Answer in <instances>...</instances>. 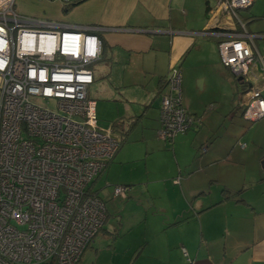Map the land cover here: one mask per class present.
<instances>
[{
	"label": "crops",
	"instance_id": "0c3cea01",
	"mask_svg": "<svg viewBox=\"0 0 264 264\" xmlns=\"http://www.w3.org/2000/svg\"><path fill=\"white\" fill-rule=\"evenodd\" d=\"M15 7L101 29L87 97L100 96V108L89 98L96 117L120 146L88 187L106 218L77 264H264V119L243 125L246 85L220 63L217 38L202 34L219 19L233 37L252 35L264 61V0L237 18L214 13L216 0H83L67 13L57 1ZM174 66L181 105L200 123L165 141L159 107ZM255 75L261 88L264 72ZM115 186L127 187L126 197L114 196Z\"/></svg>",
	"mask_w": 264,
	"mask_h": 264
},
{
	"label": "built area",
	"instance_id": "2783aa9c",
	"mask_svg": "<svg viewBox=\"0 0 264 264\" xmlns=\"http://www.w3.org/2000/svg\"><path fill=\"white\" fill-rule=\"evenodd\" d=\"M57 1L65 8L78 0ZM253 0H216L214 13L237 18ZM203 35L217 38L222 66L246 85L243 118L264 119V61L252 35L227 32L219 19ZM98 26H66L18 13L0 0V264H77L102 228L106 212L89 185L120 141L98 127L90 66L102 53ZM181 72L171 67L159 107V136L172 140L200 119L181 105ZM53 100L54 111L38 100ZM245 145H241L244 147ZM115 186L114 196L126 197Z\"/></svg>",
	"mask_w": 264,
	"mask_h": 264
},
{
	"label": "rangeland",
	"instance_id": "374dc122",
	"mask_svg": "<svg viewBox=\"0 0 264 264\" xmlns=\"http://www.w3.org/2000/svg\"><path fill=\"white\" fill-rule=\"evenodd\" d=\"M92 68L94 69L95 66L93 65ZM100 82H101L102 84H106L104 79L99 80L97 84L100 85ZM88 96H89V98H91V99H93V100H97V101L99 102L98 107L100 108V96L97 97V96L95 95V96H93V98L91 97V95H88ZM38 103H39L40 105H42L43 107L48 108V109H50L51 111H54L55 103H54L53 100H46V101H44V100L39 99V100H38ZM101 103H103V102H101ZM107 103H108V102H107ZM109 105H110V106H113V104H110V103H109ZM98 113H99V112H98ZM99 114H100V113H99ZM239 117H240V114H239ZM96 118H97V117H96ZM97 124H98V127H100V128H102L101 126H105V127H103V128H106L110 123H109V122H103V121L100 119V116H98V118H97ZM244 124H245L246 128L249 129V128L252 126L253 123H250V122L247 123V122H245V123H243V125H244ZM100 125H101V126H100Z\"/></svg>",
	"mask_w": 264,
	"mask_h": 264
},
{
	"label": "trees",
	"instance_id": "16d2710c",
	"mask_svg": "<svg viewBox=\"0 0 264 264\" xmlns=\"http://www.w3.org/2000/svg\"><path fill=\"white\" fill-rule=\"evenodd\" d=\"M81 1H83V0H78L77 2H75L74 4H72V5H70V6H67V7H65L64 8V12L65 13H67L74 5H76V4H78L79 2H81ZM262 167H264V159H262ZM93 194H95V193H93ZM96 195V194H95ZM48 264H53V263H48Z\"/></svg>",
	"mask_w": 264,
	"mask_h": 264
},
{
	"label": "bare ground",
	"instance_id": "6f19581e",
	"mask_svg": "<svg viewBox=\"0 0 264 264\" xmlns=\"http://www.w3.org/2000/svg\"><path fill=\"white\" fill-rule=\"evenodd\" d=\"M95 195V194H94ZM97 196V195H96ZM98 197V196H97ZM89 246V245H88Z\"/></svg>",
	"mask_w": 264,
	"mask_h": 264
}]
</instances>
